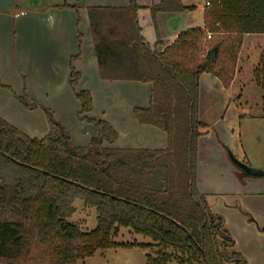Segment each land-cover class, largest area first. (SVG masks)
<instances>
[{
    "label": "trees",
    "instance_id": "16d2710c",
    "mask_svg": "<svg viewBox=\"0 0 264 264\" xmlns=\"http://www.w3.org/2000/svg\"><path fill=\"white\" fill-rule=\"evenodd\" d=\"M80 1L64 0L58 8L77 13ZM206 2L203 27L182 32L162 52L156 50L155 15L192 10L180 0L149 8L153 47L141 35L135 0L125 7L86 9L100 80L150 85L146 108L132 113L139 125L165 135V147H115L119 136L113 127L89 117L90 93L76 91L81 75L73 63L80 53L70 58L77 119L95 134L86 146H74L46 109L48 130L40 139L0 119V264H77L119 247H152L145 264H246L224 220L211 213L196 187L198 141L208 133L199 120V77L211 75L229 89L244 37L264 36V0ZM211 51L214 61L206 58ZM252 77L264 92V51ZM14 98L26 110L37 108L25 93ZM76 200L95 213L90 231L83 222L68 221ZM120 228L152 245L116 244Z\"/></svg>",
    "mask_w": 264,
    "mask_h": 264
},
{
    "label": "crops",
    "instance_id": "0c3cea01",
    "mask_svg": "<svg viewBox=\"0 0 264 264\" xmlns=\"http://www.w3.org/2000/svg\"><path fill=\"white\" fill-rule=\"evenodd\" d=\"M180 1L184 7H191L192 10L185 13H157L155 15L160 40L159 45L156 46L158 52L169 47L182 32L203 27L206 0ZM63 2L64 0H0V85L2 86H0V119L19 129L14 121L9 120L7 106L15 104L20 111L22 109L23 112L29 113L28 115H36L40 120H44L43 109H46L52 112L53 118L67 133L66 127L68 128L69 125L66 119L76 120L72 122L73 131L79 129L80 141H82V137H86L88 131L81 129L79 125L86 129L90 125L77 119L80 106L69 87V60L80 53V58L73 63V67L81 75L76 91H88L93 103L94 95L88 87L90 86L89 81L99 83L101 80L93 54L86 9L88 7H125L127 0H81L77 5L78 15L71 9L58 8ZM160 2L161 0H135V4L139 7L137 15L141 35L151 47L155 45L156 36L149 8ZM77 16L79 17L78 25ZM263 51L264 36L244 37L237 60L236 74L228 90H225L216 78L208 76H205L204 87L201 89V79L208 74H202L199 77V120L201 123H203L200 117L202 91L206 103H209L219 93V84L226 93L235 87V92L226 96L225 100L228 103L235 97L241 99L246 74L252 75ZM115 84L134 87L131 100L134 103L130 102L125 117L119 119L115 117L122 110L121 107L116 108V111H111L109 107L104 106L100 119L108 122L119 136L114 146L163 149L166 144L165 135L154 128L139 125L132 113L135 108H146L150 85L132 82H115ZM23 93L37 108L32 111L26 110L16 101L14 95L20 96ZM65 101L72 106V109L65 108L68 106L64 104ZM107 102H111V99L109 98ZM118 110L120 111L116 113ZM93 111L94 106L89 114L90 118H92L90 115ZM208 111L212 110L208 109ZM220 111L219 107L217 112ZM123 119L127 121L121 122ZM44 124L46 125L45 121ZM203 124L209 126L206 123ZM92 129V135L87 137L88 139L95 134L94 128ZM71 138L75 142L73 136ZM211 213L216 215L212 211Z\"/></svg>",
    "mask_w": 264,
    "mask_h": 264
},
{
    "label": "rangeland",
    "instance_id": "374dc122",
    "mask_svg": "<svg viewBox=\"0 0 264 264\" xmlns=\"http://www.w3.org/2000/svg\"><path fill=\"white\" fill-rule=\"evenodd\" d=\"M205 76L214 79L210 75H204L200 82L201 89L204 87ZM244 81L241 99L235 97L229 103L225 100L226 96L235 92V87L227 95L219 84V93L209 103L205 102L203 91L201 93L200 117L209 126L206 125L207 135L198 141L196 187L210 210L224 220L225 229L234 242V250L242 256L245 263L264 264V178L246 177L233 163L234 159L252 168L264 170V92L254 84L251 74H246ZM89 83L88 87L94 95V111L90 115L92 118L100 119L104 106L111 111L121 107L122 110L116 112L120 111L115 118L125 117L134 87L104 81L98 83L90 80ZM109 98L111 102L108 103ZM64 104L68 105L66 109H72L66 101ZM219 107L221 111L217 112ZM7 108L9 120L14 121L19 127L17 129L24 135L40 139L47 134L44 113V120H40L36 115H28L22 109L20 111L15 104H10ZM66 121L69 126L66 127L68 133L65 132L72 144L77 147L86 146L93 127L90 125L86 129L79 125L81 129L88 131V135L80 141L79 129L73 131L72 127L76 120ZM126 121L127 119L121 120L124 123ZM72 136L75 142L72 141ZM73 206L76 212L68 221L83 222L86 231L92 230L95 227L94 211L84 208L78 200ZM114 242L152 245L148 238L133 234L126 228L119 229ZM154 252L152 247H119L97 251L92 257L77 264H145V255L153 256Z\"/></svg>",
    "mask_w": 264,
    "mask_h": 264
},
{
    "label": "water",
    "instance_id": "95a60500",
    "mask_svg": "<svg viewBox=\"0 0 264 264\" xmlns=\"http://www.w3.org/2000/svg\"><path fill=\"white\" fill-rule=\"evenodd\" d=\"M206 58L210 61H214L215 58V51H211L207 53ZM233 163L238 167V169L245 175L246 177L254 178V179H261L264 178V170L255 169L243 162H239L233 159Z\"/></svg>",
    "mask_w": 264,
    "mask_h": 264
},
{
    "label": "built area",
    "instance_id": "2783aa9c",
    "mask_svg": "<svg viewBox=\"0 0 264 264\" xmlns=\"http://www.w3.org/2000/svg\"><path fill=\"white\" fill-rule=\"evenodd\" d=\"M210 37V35H207V38H209Z\"/></svg>",
    "mask_w": 264,
    "mask_h": 264
}]
</instances>
